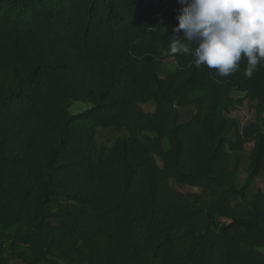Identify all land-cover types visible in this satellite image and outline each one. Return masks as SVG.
Listing matches in <instances>:
<instances>
[{"label":"trees","instance_id":"obj_1","mask_svg":"<svg viewBox=\"0 0 264 264\" xmlns=\"http://www.w3.org/2000/svg\"><path fill=\"white\" fill-rule=\"evenodd\" d=\"M183 7L0 0V264H264V62L221 77L164 54ZM102 127L127 133L105 147Z\"/></svg>","mask_w":264,"mask_h":264},{"label":"clouds","instance_id":"obj_2","mask_svg":"<svg viewBox=\"0 0 264 264\" xmlns=\"http://www.w3.org/2000/svg\"><path fill=\"white\" fill-rule=\"evenodd\" d=\"M184 5L166 55H190L221 77L240 69L251 78L264 62V0H180ZM183 32V35H176Z\"/></svg>","mask_w":264,"mask_h":264},{"label":"rangeland","instance_id":"obj_3","mask_svg":"<svg viewBox=\"0 0 264 264\" xmlns=\"http://www.w3.org/2000/svg\"><path fill=\"white\" fill-rule=\"evenodd\" d=\"M177 68V63L174 59H168L163 64L162 76L167 75L170 72L175 71ZM143 107L146 111H154L155 110V102L150 101L143 104ZM183 120L187 121L190 116L195 111L194 107H188L182 109ZM227 116L234 118L238 121L240 127H244L246 124L252 122L256 118V102L246 99L245 103L242 105H238L230 108L226 112ZM127 133L126 130H116L113 128L102 127L99 129L97 134V139L105 147H108L111 142L118 137L119 135ZM234 132L231 131L229 133V137L233 138ZM254 142H248L245 144V149L243 151H232L234 161L239 160V183L243 182L248 174V167L250 163V151L253 148ZM160 163L162 161L160 160ZM172 185L174 188L183 191L185 193L192 192L194 190L193 186L179 184L175 181H172ZM264 190V168L260 175L255 179V183L249 191V195L253 196L255 192L259 189ZM203 194L208 196V194L204 190H200Z\"/></svg>","mask_w":264,"mask_h":264}]
</instances>
